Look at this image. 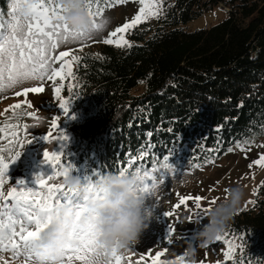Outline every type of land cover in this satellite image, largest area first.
<instances>
[{"label":"trees","instance_id":"1","mask_svg":"<svg viewBox=\"0 0 264 264\" xmlns=\"http://www.w3.org/2000/svg\"><path fill=\"white\" fill-rule=\"evenodd\" d=\"M220 6L216 25L183 28ZM127 37L131 48L103 44L74 64L62 157L72 175L118 174L141 150L144 167L171 149L168 163L197 168L264 138V0H161L156 23ZM224 231L247 264H264V178Z\"/></svg>","mask_w":264,"mask_h":264},{"label":"snow or ice","instance_id":"2","mask_svg":"<svg viewBox=\"0 0 264 264\" xmlns=\"http://www.w3.org/2000/svg\"><path fill=\"white\" fill-rule=\"evenodd\" d=\"M124 2L125 0H85L84 10L87 12L90 24L82 29H73L64 22L65 9L60 7L58 0H10L8 19L0 13V92L22 85L26 81H57V78L63 81L72 77L73 64H78L80 57L71 54L69 50L58 51L61 45L92 40L93 35L102 31L108 23L103 17L105 8L111 7L113 3ZM139 3L142 6L138 13L129 22L111 31L108 38L103 40L104 44L131 48L132 44L125 39V34L149 17H157L160 14L161 0H139ZM69 57L71 58L68 59ZM63 87V84L58 86L54 84L53 93L59 101V108L62 109L64 116H67L69 102L60 96ZM43 91L44 87L41 84L39 87H24L23 91L16 92V95L27 96L30 93ZM20 107L19 104L12 106L13 109ZM21 115L37 118L33 112L13 111V116L17 119ZM58 119V117L51 119L52 129L59 128ZM28 128V125L21 128L19 125L9 123L0 127V141H7L3 147H0V252L10 251L13 258L23 256L25 264H34V241L49 224L59 218L57 209L64 207L68 210L71 224L68 230V243L60 249L58 264H73V261H79L80 264H124L125 259L131 260V255L124 257L115 245L110 251H106L98 242L99 230L96 218L86 210L87 202L92 198L90 195L74 192L64 183H52L58 178L62 177L64 180L72 175L73 165L63 162V152L47 149L43 152L42 163L51 165L52 173L46 176L36 175L34 180L36 187H28L23 180H17L15 185L11 184V187L5 191V185L10 184L6 175L9 164L14 163L20 157L24 146L33 140L32 137L28 138ZM21 131L24 132L23 138L20 135ZM148 135L151 136V133ZM42 139L47 144L53 140H67V137L63 132L57 137L50 131ZM237 147L243 150L242 145L238 144ZM228 151L231 152L232 149L229 148ZM4 152L9 155L5 157ZM171 154L170 149L169 154L153 160L144 167L143 161L150 157V153L141 150L139 158L135 154L129 156L126 164L119 167L118 175L122 176L134 169L131 173L140 181L138 191L144 198L155 197L159 200L157 193L158 189L165 185V173L169 176L174 172L173 166L168 163ZM253 164L264 165V154L249 167L251 168ZM103 174L93 171L81 179L90 191L96 179ZM157 174H159L158 179ZM95 198H100V193L97 192ZM187 200H194L196 208L200 209L202 200L200 196L181 198L180 204L176 207L184 205ZM209 210L202 209L201 212L207 213ZM201 212L195 215L200 218ZM164 215L171 218L174 213L168 211L164 212ZM189 219L191 220V217ZM174 231V225L169 224L168 243L173 242ZM222 239L228 241V234L218 235L214 242ZM126 251L132 253L134 250L128 248ZM235 251V245L229 241L228 249L223 253L225 264L232 259ZM162 255L163 253L158 251L148 256V259L151 260V264H162L160 260ZM143 259L144 257H140L136 264H140ZM3 260L4 257L0 256V261ZM178 260L183 262L184 257H178ZM4 264L8 262L5 261Z\"/></svg>","mask_w":264,"mask_h":264},{"label":"rangeland","instance_id":"3","mask_svg":"<svg viewBox=\"0 0 264 264\" xmlns=\"http://www.w3.org/2000/svg\"><path fill=\"white\" fill-rule=\"evenodd\" d=\"M9 5L10 0H7L5 11H3L5 19H8ZM141 6L139 0H125L124 3L112 5L105 9L103 13V17L108 21L107 25L102 31L95 33L92 40L61 45L58 51L69 50L71 54L78 57L85 53L95 54L98 48L104 44L103 40L108 38L109 33L129 22L138 13ZM227 12L228 7L220 6L218 9L203 13L202 16L190 21L183 28L193 31L214 26L225 18ZM159 15L149 17L142 23L148 26L153 25ZM125 39L128 40L127 33ZM41 84L44 87L42 93H30L27 96L16 95V92H22L24 87H39ZM54 84L56 86L59 84L64 85L60 96L67 101L69 78L63 81L58 78L57 81H26L22 85L7 88L0 92V127H4L6 123L19 125L21 128L28 125V138H33L31 143L24 146L20 157L14 163L9 164L6 175L10 184L5 185V191L8 187H11V184L15 185L17 180H23L28 187H36L34 182L36 175L46 176L52 173L51 165L42 163L43 152L46 149L63 152V154L66 152L68 141L53 140V142L46 144L42 139L50 131L57 137L61 132L65 136L68 132L69 115L64 116L62 109L58 106L59 101L53 93ZM17 104L21 107L13 109L12 106ZM13 111L17 113L33 112L37 118L21 115L17 119L13 116ZM54 117L59 118L57 121L59 128L56 129L51 128V119ZM20 135L23 138L24 132L21 131ZM6 143L7 141H0V147H3ZM231 149V152L227 151L222 157L212 159L211 162L202 167L187 169L178 163H169L173 166L174 172L169 176L165 173V185L158 189L157 193L160 199L156 200L155 197L145 198V208L150 215L146 221L147 227L140 233L137 243L130 246L134 251L129 253L126 250L118 249V252L124 257L132 256L131 260L125 259L124 264H136L140 257H144L140 264H151L148 256L154 255L158 251L163 253L160 257L162 264H167V262L185 264L184 260L181 262L178 257H183L187 242L193 240V232L198 231L204 223H207L206 213H202L201 210L210 209L213 205L222 201L231 187L238 185L244 192V198L235 214L252 208L257 187L264 178V165L253 164L251 168L249 165L264 154V138L242 145L243 150L237 145L231 147ZM3 155L7 157L9 154L4 152ZM158 178L159 174H157ZM52 183H62V177L52 181ZM195 196L202 198L200 209L196 208L194 200H187L184 205L176 207L180 204L181 198ZM250 201L251 203H249ZM168 211L174 213L173 217L167 218L164 215V212ZM197 212H201L200 218L195 215ZM189 217H191V220ZM194 221H200V224L197 225ZM169 224H173L175 227L172 243H168ZM223 234H226L225 231L222 232ZM229 241L235 245L236 251L228 264H247L242 259L240 241L235 237H228V241L222 239L219 242L212 241L204 247H197L196 259L198 264H225L223 253L227 251ZM0 256L4 257L0 264H4L5 261L8 264H25L23 256L13 258L10 251L0 252ZM73 264H80V262L73 261Z\"/></svg>","mask_w":264,"mask_h":264},{"label":"clouds","instance_id":"4","mask_svg":"<svg viewBox=\"0 0 264 264\" xmlns=\"http://www.w3.org/2000/svg\"><path fill=\"white\" fill-rule=\"evenodd\" d=\"M65 9L64 22L73 29H82L90 24L84 10L85 0H58ZM69 189L82 195H90L86 205L88 213L96 218L98 242L110 251L113 245L119 250H127L137 243L142 230L147 227L150 213L145 208V198L138 191L139 178L133 173L118 175L104 173L96 179L94 187L88 186L77 175H69L62 180ZM100 198H95L96 193ZM244 198L243 189L234 186L228 189L226 197L213 205L206 213L207 223L193 232V240L187 242L183 253L185 264H198L197 247H204L225 230ZM59 218L54 220L33 244L34 264H58L60 249L68 243L71 221L67 208L57 209ZM197 225L200 221H194Z\"/></svg>","mask_w":264,"mask_h":264}]
</instances>
